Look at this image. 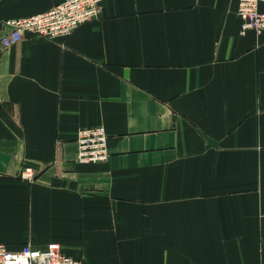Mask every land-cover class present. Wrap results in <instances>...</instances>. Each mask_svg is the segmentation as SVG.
Segmentation results:
<instances>
[{"label": "crops", "instance_id": "1", "mask_svg": "<svg viewBox=\"0 0 264 264\" xmlns=\"http://www.w3.org/2000/svg\"><path fill=\"white\" fill-rule=\"evenodd\" d=\"M61 1L0 0V39ZM241 22L237 0H104L65 38L0 42V242L264 264V31ZM97 125L109 160L79 162Z\"/></svg>", "mask_w": 264, "mask_h": 264}, {"label": "built area", "instance_id": "2", "mask_svg": "<svg viewBox=\"0 0 264 264\" xmlns=\"http://www.w3.org/2000/svg\"><path fill=\"white\" fill-rule=\"evenodd\" d=\"M104 0H63L40 13L5 21L9 30L0 39L4 49L16 46L27 36L65 38L80 24L99 17ZM241 30L256 34L264 31V0H237ZM77 160L79 162H106L110 157L108 133L103 125L80 128L76 136ZM23 177H33L31 168H26ZM0 264H83L82 260L63 252L57 242L43 248L30 243L12 250L0 242Z\"/></svg>", "mask_w": 264, "mask_h": 264}]
</instances>
